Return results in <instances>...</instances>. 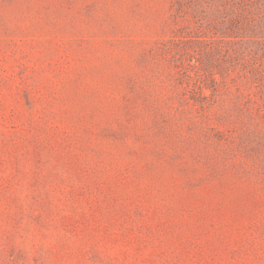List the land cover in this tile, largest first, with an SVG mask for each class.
<instances>
[{"label":"rangeland","instance_id":"1","mask_svg":"<svg viewBox=\"0 0 264 264\" xmlns=\"http://www.w3.org/2000/svg\"><path fill=\"white\" fill-rule=\"evenodd\" d=\"M0 264H264V0H0Z\"/></svg>","mask_w":264,"mask_h":264}]
</instances>
